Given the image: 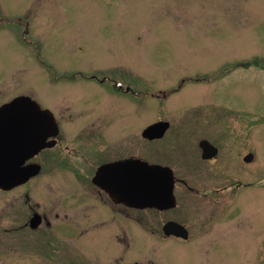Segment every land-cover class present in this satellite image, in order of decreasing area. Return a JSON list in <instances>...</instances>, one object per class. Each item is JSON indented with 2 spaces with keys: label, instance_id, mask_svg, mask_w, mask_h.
I'll use <instances>...</instances> for the list:
<instances>
[{
  "label": "rangeland",
  "instance_id": "374dc122",
  "mask_svg": "<svg viewBox=\"0 0 264 264\" xmlns=\"http://www.w3.org/2000/svg\"><path fill=\"white\" fill-rule=\"evenodd\" d=\"M256 53L264 59V0H0V106L28 94L55 108L68 138L106 126L110 142L127 137L126 150L170 163L193 187L224 186L221 168L244 180L210 195L178 184L163 218L187 224L189 242H160V213L133 212L145 232L109 252L104 222L118 235L116 212L72 206L63 220L76 184L57 167L61 153L29 184L30 204L58 221L44 232L16 230L30 216L25 186L0 192V264H264V64H239ZM113 79L133 92L113 90ZM162 119L171 128L160 147L144 146L141 130ZM221 130L223 155L202 160L198 136ZM92 217L99 224L87 228Z\"/></svg>",
  "mask_w": 264,
  "mask_h": 264
},
{
  "label": "flooded vegetation",
  "instance_id": "af4514ba",
  "mask_svg": "<svg viewBox=\"0 0 264 264\" xmlns=\"http://www.w3.org/2000/svg\"><path fill=\"white\" fill-rule=\"evenodd\" d=\"M260 53H256L253 57H251L250 59H244L240 61V65L242 67H255L256 69L260 70L261 67V59H260ZM262 57V56H261ZM264 57V56H263ZM247 65H244L246 64ZM263 64H264V59H263ZM66 77V76H64ZM75 76L71 77L74 78ZM70 78V79H71ZM65 80V79H64ZM98 80L97 78L93 79ZM93 80H87V81H93ZM99 82L103 83V80L99 79ZM112 84V88L115 91H119V92H129L130 90H132L131 92H133V89H130L131 87L126 85V82L123 81H119L116 79H113L112 81H110ZM127 94V93H126ZM43 108H49L53 114L56 117V120L58 122V127H59V132L54 135V136H49L45 142H49L50 145H47L43 148H41L37 153H35L34 155H32L31 157H29L25 162H24V166L26 165H39V171L37 174L31 176L26 182H24L23 184H20L16 187H14L11 190H14L18 187H22L25 186V203L29 204V212H30V216L29 218H27V220L22 223V224H18L15 227L16 230L21 231L23 228V231L26 232H39L42 233L44 232L43 229L47 228L49 226H51L52 224V219L50 217V213L45 212V211H41V210H37L35 207L32 206V204H30V190L32 188H30V183L32 180H34L37 176H39L43 169L46 167V162L45 161H50L53 159H56L58 156L62 155L61 153H63V157H61L60 159L57 160V167L61 168L62 170H64L67 174H69V176L73 177L72 179L75 180L74 183L76 185H73L71 187L74 191L69 192V194L66 195V197L71 200L72 202L70 203V206H66L63 204H60V206L62 207V211H64V215H63V220L66 222H69V220L65 219L66 216H68L67 214V210L69 207L72 206H76L78 209L80 210H87V208L92 207L93 210L95 209V204L99 205L100 207L104 208L106 211V214L108 216L114 217V212H116L115 214H117V218L120 220L121 224H120V233H118V235L113 234V229L112 226H114L112 224L113 220L110 222H104V224H108L110 223V229L108 232V235L103 243H104V247L110 252V251H117L115 248L117 245H114V241H118V242H125L126 245L127 242H130L128 239H130V237L132 236V232L134 233L135 230L140 229L142 230L141 232H145L144 228V221L142 219H133L131 218V213L133 212H138L140 215H144L145 212H157L160 213V217L163 218V214L165 212H167L168 210H170L171 208H174L176 203H177V199H176V192H177V186L178 184H183L190 192L195 193L197 195H206V194H213L214 191L217 192H225L227 190H235V191H239L242 190L244 188V180L243 182L241 181V179L243 178H239L238 176L236 177H231L229 174L225 173L223 170L224 169H217L214 172H219L218 174H224V182L225 185L222 187H216V186H211L214 188H199V187H193L191 185H189V183L180 178V176H178L177 172L174 170L173 165H171L170 163H160V161H151L148 158V155H144V154H136L134 152L128 151L126 150L127 147L129 146V144L126 141L127 137L124 138H118L117 140H115L114 142H110L109 138L112 134V131L109 132V134L107 133L108 127L104 126V128H100L97 127V130H94L92 133L89 132H81L80 134H78L75 138H68L67 133L68 130L67 128L66 133L65 131H62L61 127L63 126L64 128L66 127V125L63 124V120L59 117L58 112L55 110V108L53 106H44L41 105ZM92 110V109H89ZM95 114H97V110L95 111ZM149 125V124H148ZM147 124L145 125L146 127L148 126ZM145 127V128H146ZM100 128V129H99ZM145 128H143L140 132V137L139 139L141 140L140 142H142L143 144H146L144 146L148 147L149 143H152L153 146L156 147H160L159 143H160V139L163 138L166 133L170 130L171 128V123L169 124V127L166 129V131L164 132L163 136L160 138H154V139H150L148 137H145L143 132L145 130ZM239 132L237 134L238 136V141L241 144V139H242V134H243V129L242 131H240L241 127L239 124ZM245 129V128H244ZM220 130V129H218ZM89 133V134H88ZM220 135H216V136H211V134H205V135H201L198 136L197 138V143L199 146V150H200V155L202 160L206 161V162H217L218 159L220 158V156L223 155V149L224 147L222 146V142H220V140H222L224 137H226V134L222 132V130L219 132ZM228 135V134H227ZM119 140V141H118ZM207 140L209 143H211L212 145H214V147L217 149L215 155H213L212 157L209 158H204L203 154H204V147L202 146V141ZM116 141H118V143H116ZM136 142H138L136 140ZM159 142V143H158ZM158 144V145H157ZM117 146V147H116ZM153 149V148H152ZM154 150V149H153ZM158 150H160V148H158ZM197 151V150H196ZM209 151L212 152V148L209 149ZM244 151V148L242 147V145H237V153H236V159L239 158V154L242 156L244 155L242 152ZM110 153H112V155H109ZM225 156V154H224ZM253 155L251 154L250 151H247L245 156L243 157V159L245 160H249V162L253 159ZM69 159V160H68ZM132 159H142L144 161H147L150 164H159L162 166H168L173 170V174H174V199H175V204L172 207L169 208H160L158 206H147V207H134L131 205H128L126 203L123 202H118L114 199V197L112 196L113 193V187H114V183H116V180H120L124 174L121 170L118 171V173L116 174V172L114 173L113 171H109L111 170V168H114V165L116 163H124L127 162L129 160ZM75 161V163H73ZM74 164L75 167H71L70 164ZM105 165H109V168L107 170H102L101 167L105 166ZM196 166H200V165H196ZM220 165H218L219 167ZM67 168H71V170L67 169ZM213 172V171H212ZM240 176V175H239ZM234 181L228 183V180L233 179ZM30 184V185H29ZM249 184L248 187H252L253 185L256 184V182H253L252 184ZM113 185V187H112ZM76 189V190H75ZM6 190L0 188V192H5ZM99 201H101L102 203H100ZM68 203V202H67ZM89 205V206H88ZM102 205V206H101ZM58 215V214H57ZM87 215H89V213H87ZM97 217V216H96ZM96 217H94L96 219ZM115 218V217H114ZM160 242L166 239L170 240V239H174L177 243H179L178 241H182V242H189V240H185L182 239L178 236L175 235H167L165 233L164 227L165 224L168 223L169 221H177L180 222L178 220H176L175 218H169L167 220H164L160 218ZM84 221H86V226L88 227H92L91 221L93 222L94 225L99 224L96 223L97 221H95L92 217V219H85ZM115 222L116 219H114ZM55 224L58 222L57 220L53 221ZM182 223V222H180ZM184 224V223H182ZM188 230L189 227L187 224H184ZM128 226V228H127ZM28 229L30 231H28ZM129 229V232H128ZM108 230H104L102 231L103 233H106ZM190 233V230H189ZM106 235V234H105ZM122 235V236H121ZM116 238V239H115ZM190 238V237H189ZM115 239V240H114ZM103 240V239H102ZM102 240H98V244L102 245ZM120 242V243H121ZM131 243V242H130ZM183 243V244H185ZM136 246L140 247V244L136 243ZM112 248V249H111ZM143 248V247H142ZM0 256H2L4 258V254H0ZM148 262L151 263L150 260H147ZM133 262H135V264H141V261H136V260H132L130 263L128 264H132ZM144 262V261H142ZM127 264V263H126Z\"/></svg>",
  "mask_w": 264,
  "mask_h": 264
},
{
  "label": "water",
  "instance_id": "95a60500",
  "mask_svg": "<svg viewBox=\"0 0 264 264\" xmlns=\"http://www.w3.org/2000/svg\"><path fill=\"white\" fill-rule=\"evenodd\" d=\"M169 127L168 121H158L147 126L143 132L150 139L160 138ZM59 132L56 118L51 110L28 95H19L0 106V187L11 189L27 181L39 171V165L23 166L26 159L41 148L49 136ZM204 158L215 155L216 148L207 140L202 141ZM212 148V152L209 149ZM107 170L109 165L101 167ZM121 170L124 176L116 180L112 196L118 202L134 207L174 206V174L170 167L150 164L142 159L116 163L113 171ZM167 235L189 237L188 229L181 223L169 221L164 227Z\"/></svg>",
  "mask_w": 264,
  "mask_h": 264
}]
</instances>
